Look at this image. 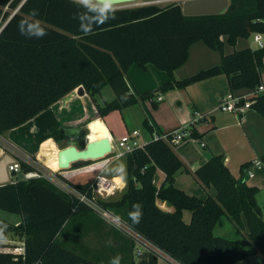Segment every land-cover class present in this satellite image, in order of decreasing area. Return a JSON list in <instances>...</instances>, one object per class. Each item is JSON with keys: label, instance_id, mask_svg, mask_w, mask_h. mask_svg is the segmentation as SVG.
I'll list each match as a JSON object with an SVG mask.
<instances>
[{"label": "trees", "instance_id": "16d2710c", "mask_svg": "<svg viewBox=\"0 0 264 264\" xmlns=\"http://www.w3.org/2000/svg\"><path fill=\"white\" fill-rule=\"evenodd\" d=\"M22 2L0 0V19L10 18L17 10L0 32V136L48 110L79 87L91 97L103 118L146 101L157 108L158 94L219 75L226 76L230 92L254 90L262 82L264 47L226 53L224 38L235 45L239 38L264 33V0H229L226 12L207 16H186L177 3L115 9L114 18L102 24L96 22L103 19L104 8L96 7L98 14L90 15L76 0ZM33 11L37 13L34 17L30 15ZM22 20L39 22L47 34L41 38L22 35L18 29ZM198 41L218 51L221 63L176 79L175 71L187 62L191 46ZM133 65L142 69L152 65L166 72L170 80L155 91L134 94L126 79ZM106 87L115 97L102 106L97 96ZM250 101V110L264 117V94ZM144 127L153 134L147 120ZM191 130L192 137L198 139L197 131L193 127ZM125 156L126 185L118 200L95 197L91 183L75 184L64 177L62 180L179 264H237L251 256L264 264V218L257 203L260 189L243 178L235 179L223 156H213L193 172L203 187L215 188V196L206 198L189 195L175 185L178 172L191 171L164 140L152 138ZM250 165L241 166L242 177ZM21 166L27 168L25 162ZM159 171L165 174L160 185ZM158 202L166 203L172 211L162 210ZM137 203L142 205L143 218L134 224L128 214ZM0 210L21 215L18 224L0 219V235L24 240L26 252L23 259L19 254L0 251V264H97L88 253L68 248V243L59 240L75 215L86 219L82 230L108 229L106 239L114 237L119 244L117 239H123L128 244L121 250L123 259L128 257L130 264H158V253L142 242L145 249L138 254L140 260L136 263L130 255L140 247L134 235L110 225L93 207L45 178L1 185ZM187 210L191 212L189 222L183 220ZM225 219L237 225L238 232L246 229L242 243L215 235V229L223 226ZM86 233H80L79 238Z\"/></svg>", "mask_w": 264, "mask_h": 264}, {"label": "crops", "instance_id": "0c3cea01", "mask_svg": "<svg viewBox=\"0 0 264 264\" xmlns=\"http://www.w3.org/2000/svg\"><path fill=\"white\" fill-rule=\"evenodd\" d=\"M261 37L264 40V33H261ZM239 40L240 39L237 40L235 46L239 45ZM224 41V50L226 53H232L238 49H231L226 38H224ZM250 48L258 47L256 46ZM220 63V53L216 50L208 48L202 41H198L191 46L187 62L175 71L174 76L176 79L182 80L196 74L201 70L210 68ZM165 73L166 72L157 70L152 65H148L146 69H142L137 65H133L129 69L126 79L134 94H143L146 92L155 91L161 85L169 82V75H166L167 73ZM262 83L264 84V72L262 73ZM249 91L250 90L248 89H241L232 93L241 95L246 94ZM229 93L230 89L226 76L219 75L201 82H197L195 84H191L184 89L169 90L164 95L158 94L157 96H161L162 100L160 101V104L157 108H153L150 101H146L141 106L143 115H148L146 120L152 127L153 134L171 131L178 127L190 126L193 127L200 135L197 141L195 140L189 142L179 151L180 153H177L180 159L184 162L185 166L191 171L190 173H187L186 171L182 170L175 175V185L184 191L186 188L182 185L186 180L185 176H188L189 174L193 175V172L200 165L207 162L213 156H217V154H215V152H213L210 148L209 143L212 144V141L206 143L204 141L205 136H208L211 133H216L219 130H226L236 126L241 127L242 125L247 124L248 118H250V122L252 121V124L258 123L259 125H264V120L250 111L245 112L242 116L219 111L218 108L221 98ZM49 111L51 115H48ZM249 112L252 115H250ZM116 114H118V111H113L103 118L100 117L91 97L86 92L84 95H79L76 89L55 103L48 110L39 113L37 116L22 126L14 128L6 132L3 136H0L3 139L5 138V144L0 146V160L6 156V153L11 154V156L14 158V161H8V170L10 165L19 163V161H25L26 158H30V156H33L36 160H39L40 164L42 162L44 167H48L49 165L45 162V156L47 155L48 151H53L54 154L50 158L49 164L51 168L57 170L59 168L56 167V165L58 166L57 153L59 150L63 149L61 147L70 144V142L68 141L66 135H63L61 138H53L50 134H47L45 127H47L48 123L54 124V121H56L57 125L60 124L63 129L68 127H78L84 130V128H87L89 132L86 137V144L90 141H95L104 137H110L113 150L116 151L118 150L117 142L123 135L131 133L134 130L140 131L138 128L129 130L127 125V121L129 122V120H126L123 116L120 117ZM200 117L201 119L193 125L194 119ZM134 119L135 116L130 114V120ZM234 119L236 120L235 123L233 122ZM246 131L247 129H244L245 134ZM150 135L152 134L150 133ZM202 141L205 144L204 148H201L199 144ZM144 143H146V140ZM261 145L264 146V143ZM109 159L110 160H108V162L106 161L105 165L100 164L94 165V167H85L84 171L87 173H95L99 171V174H102L103 170L113 163L112 155ZM227 159L228 155H225L223 158L224 163ZM60 174H63L66 179L73 182L72 178L74 176L72 175L71 171H63ZM116 177H120L122 179V184H120L121 190L118 191L122 192L126 185L122 178V174H111L107 178L114 179ZM241 178H243L248 184L252 185L251 180L256 178V174L253 172V176L250 177L244 173L243 177ZM164 180L165 174L159 171L157 180L158 184L160 185ZM9 183H14V181L7 182L5 184ZM5 184L0 182V186ZM201 187L205 188L203 186ZM205 189L206 191L204 194L211 196L212 189ZM107 231L108 229L105 231H99L97 235L101 239H106L105 233ZM108 240L110 241L112 247L116 248L115 250L117 252V254L114 255V257H110V259L123 256L124 254L121 250L126 246L125 243L119 244L116 240ZM117 240L123 241V239L120 240L119 238ZM102 242L105 243L106 241L103 240ZM121 258H124V256Z\"/></svg>", "mask_w": 264, "mask_h": 264}, {"label": "rangeland", "instance_id": "374dc122", "mask_svg": "<svg viewBox=\"0 0 264 264\" xmlns=\"http://www.w3.org/2000/svg\"><path fill=\"white\" fill-rule=\"evenodd\" d=\"M79 1V0H76ZM177 3V0H138L135 3H130V4H124V5H118L114 6L115 9H122V8H134L138 6H144V5H158L160 7H165L171 4ZM94 7L98 8H105V6H102L100 4H96ZM255 34H252L249 38H239V45H230V48H238L236 50L240 49H245L248 47H256L255 44ZM166 74V73H165ZM168 75V74H166ZM115 95L114 92L110 87H106L101 95L97 96V101L99 104L102 106L114 99ZM142 104H137L131 107L122 109L121 111H118V114L120 117H124L127 121V125L129 130L138 128L140 129V143L144 144V141L146 142L150 141L152 139V135L146 130L144 127V121L146 118H148V115H143V112L141 110ZM251 113H254L258 115L260 118L264 120V117L259 115L256 111L249 110ZM249 112L250 115H252ZM129 114V115H128ZM130 114L135 116L134 120H130ZM253 114V115H254ZM48 115H51L50 111ZM108 115V114H107ZM137 118V121H136ZM96 119V118H95ZM113 119V118H112ZM94 120V119H93ZM51 122V121H49ZM91 122V121H90ZM233 122L235 123L236 120L234 119ZM232 123V122H231ZM247 129L246 134L244 132V129ZM47 134H50L53 138H61L63 135H66L68 138V141L70 144L64 145L65 148L68 146H76L78 149H83L86 146L87 142V134L89 130L87 128H84L82 130L81 128L78 127H73V128H62L59 125H57L56 121H54V124H49L47 127H45ZM5 139V138H4ZM4 139L0 137V146H3ZM204 141L206 143H209V141H212V144H210V148L212 149L217 156H223L228 155V159L225 162V165L227 168L230 170L231 174L235 179H240L242 177L241 174V166L245 163H251L255 161H261L262 165L261 167H252L253 172L256 174V178L251 180L252 185L257 186L260 189L259 194L257 195V203L261 208L262 211V216L264 218V146L261 144L264 143V125H259L258 123H253L252 121L250 122V118H248L247 124L242 125L241 127H231L226 130H219L216 133H211L208 136H205ZM203 142V141H202ZM63 146V147H64ZM62 148V147H61ZM177 153H180L179 151ZM54 152L53 151H48L47 155L45 156V162L49 165L48 167L43 165V163L39 162V160H36L33 156H30V159L32 163L35 165V167L39 169H43L46 171L55 172L57 170H54L53 168L50 167V158L53 156ZM111 156L108 155L103 159L100 160H94V161H89V162H79L75 164L71 169L65 170V171H71L72 175L74 176L72 178V181L77 184H83V183H93L96 179V176L99 175V171L95 173H87L84 171L85 167H94V165H105L106 161L110 160ZM13 162L14 158L11 156V154L6 153V156L1 158L0 160V182H3V184L11 181H19L24 179V169H21L17 173H11L8 170V164L9 162ZM24 161H19V164ZM123 165L124 167V172L121 173L117 171V169ZM47 167V168H46ZM56 167H58L56 165ZM256 169V170H255ZM101 171V170H100ZM122 174V178L124 180V176L126 173V156L113 161L108 167H106L103 170V176H109L111 174ZM185 173V172H182ZM14 174V175H12ZM71 175V174H70ZM63 177L65 176L63 174H57L58 180H60L63 184L64 181L62 180ZM186 180L184 181L183 185L186 188V192L189 194H192L194 196L200 197V198H206L207 194H204L206 191L205 188H202L201 184L198 182V180L195 178L194 175H188L185 176ZM118 184H122V179L120 177H116L113 179ZM5 182V183H4ZM2 184V183H1ZM158 184V181H157ZM159 185V184H158ZM203 189V190H202ZM212 189V197L215 196L216 190L215 188ZM96 193V192H95ZM122 192L116 191L115 194L112 196L108 197L107 200L112 201V200H118L122 196ZM95 197L99 199H104L102 196L98 193L95 194ZM94 212L99 215L100 217H103L100 215V213L94 209ZM0 218L13 224H18L22 221V217L19 214H14V213H9L3 210H0ZM104 218V217H103ZM122 219L125 221V216L122 217ZM191 219V212L190 211H184L183 213V220L185 222H189ZM70 223H68L64 227V231L62 235L59 237V240L64 241L65 243H68L69 245L68 248H72L78 252L81 253H88L90 257H93V260L97 264H105L108 261L109 257H114L113 255V248L112 245L110 244V241L108 239H101L97 234L98 231L96 227L93 229V231L89 230H82L84 227V224L86 222V219L81 217L80 215H75L70 219ZM107 221V220H106ZM110 225L111 223L108 222ZM80 226V227H79ZM109 225L107 224V227ZM238 226L235 225L233 222L229 221L228 219H225L224 225L219 226L215 229V235L216 236H222V237H228L231 239H235L240 241L241 243L243 242L244 235L246 234V229L240 228V232L237 230ZM77 232L74 233V231ZM85 231L87 232L84 234V236L79 238L80 233H85L82 232ZM0 239H3L5 241H12L16 242L19 241L17 238L10 236L9 234L7 235H0ZM106 241L103 243L102 241ZM110 240H116V238L111 237ZM21 241V240H20ZM120 243H124L123 241H119ZM128 246V244L126 243ZM0 246L6 247L5 245L1 244ZM141 247H135L134 253H130L131 258L138 263L140 260V257L138 256V250ZM1 250L7 249V248H0ZM138 249V250H137ZM120 259V264H130V260L128 257L126 259H123L121 257L123 256H118ZM110 264V261L108 263ZM158 264H170L165 257H163V254H160L158 257ZM237 264H260V260L256 256H251L250 258L243 260L241 262H238Z\"/></svg>", "mask_w": 264, "mask_h": 264}, {"label": "built area", "instance_id": "2783aa9c", "mask_svg": "<svg viewBox=\"0 0 264 264\" xmlns=\"http://www.w3.org/2000/svg\"><path fill=\"white\" fill-rule=\"evenodd\" d=\"M24 1L25 0H23V2ZM177 1L179 2V1H186V0H177ZM9 19L10 18H8L6 20H3L2 18L0 19V30L7 24ZM254 34L256 35V37H255L256 46L258 48L264 47V40L261 37V33H254ZM263 72H264V70H262V73ZM258 94H264V84L262 82L254 90H250L246 94L237 95V94L230 92L229 94H227L226 96L221 98L218 109H219V111H221L223 113H230V114H236V115L242 116L245 112H248L251 108L250 99L252 97H254L255 95H258ZM157 100L161 101L162 100L161 96H159L157 98ZM200 119H201V117L195 118L193 125L196 124V122H198ZM140 136H141V133L138 130H134L131 133H127V134L123 135L117 142L118 150H116V151L112 150V152L109 154L110 156L112 155V161H116V160L124 157L125 154L130 153L135 149L142 148L145 143L144 144L140 143V140H139ZM152 138L164 140L176 152L180 151L189 142H192L195 140L197 141V139L192 137V130H191L190 126L178 127L176 129L169 131L168 133H165V132L154 133V134H152ZM199 144H200L201 148L205 147V144L203 142H200ZM24 162L27 165L26 169L22 168L21 164L14 163L13 165H10V167H9L10 172L11 173H17L21 169H24L25 179L42 177V178L49 180L50 182H52L54 185H56L59 189H61L65 193L70 194V195H75L80 199V201L90 205L91 207H94V209H96L100 213V215H102L104 217V219H106L112 225H114L117 228L125 231L126 233L128 232L129 234L134 235L124 225L117 222L109 214L104 213L102 210L97 208V206H95V204L86 195L80 194L75 189L68 186L66 183L63 184L60 180H58L57 174H60L63 171L58 169L55 172H51L48 170L45 171L43 169H39V168L35 167V165L32 163L30 158H26V160ZM261 165H262L261 161L252 162L251 165L249 167H247L245 173L248 176L252 177L253 176V172H252L253 170H252L251 166L261 167ZM26 170H29V171H26ZM120 186L121 185L116 183L115 181H113V179L107 178V177L103 176L102 174L97 175L95 181L91 184V188H92L94 195L96 193H98L104 199L112 196L113 194L116 193V191L121 190ZM158 206L166 212L172 211V208L167 206L166 203H164V202H158ZM1 224H2V221L0 220V225ZM134 237L137 238V241L141 247L138 250V254H140V252H142L143 249H145L141 245V242H142V243H145L148 247L155 250L158 253V255L163 254V257H165V259L170 264H179L176 261L167 257L161 251H159V250L155 249L154 247H152L151 245L147 244L140 237L135 236V235H134ZM1 244L5 245L6 247L0 246V248H7V249H4V250L0 249V251H10V252H13L15 254L21 255L23 257V259H25L26 252H25L24 240L12 242V241H5L3 239H0V245Z\"/></svg>", "mask_w": 264, "mask_h": 264}, {"label": "water", "instance_id": "95a60500", "mask_svg": "<svg viewBox=\"0 0 264 264\" xmlns=\"http://www.w3.org/2000/svg\"><path fill=\"white\" fill-rule=\"evenodd\" d=\"M137 1L138 0H113V5L118 6L135 3ZM97 3L106 7V5L104 4V0H97ZM178 5L181 6L182 12L186 16L218 15L226 12L229 6V0H186L179 1ZM12 16L10 17V19L12 18ZM2 29L0 30V32L2 31ZM77 93L79 95H84V88L79 87L77 89ZM112 150L113 146L110 137H104L102 139L90 141L83 149H78L76 146H68L58 151L57 164L59 170H69L79 162H89L103 159L108 156L112 152Z\"/></svg>", "mask_w": 264, "mask_h": 264}, {"label": "clouds", "instance_id": "9594fccd", "mask_svg": "<svg viewBox=\"0 0 264 264\" xmlns=\"http://www.w3.org/2000/svg\"><path fill=\"white\" fill-rule=\"evenodd\" d=\"M79 2L84 6V8L90 15L98 14L97 8L94 7L97 4V0H79ZM104 4L106 5V7L104 8L103 19L98 20L96 24H102L106 22L109 18H114L115 8L113 5V0H104ZM30 15L34 17L37 15V13L33 11L32 13H30ZM18 29L22 35H26L29 37L41 38L47 34L45 29L41 26L39 22H29L27 20H22L18 25ZM117 171L123 173V165H121L117 169ZM128 215L134 224H138L143 218L142 205L138 203L134 204L133 211L129 212ZM117 219H119V217H117ZM110 264H120L119 257L112 258L110 260Z\"/></svg>", "mask_w": 264, "mask_h": 264}, {"label": "bare ground", "instance_id": "6f19581e", "mask_svg": "<svg viewBox=\"0 0 264 264\" xmlns=\"http://www.w3.org/2000/svg\"><path fill=\"white\" fill-rule=\"evenodd\" d=\"M58 169H59V168H58ZM58 169H57V170H58Z\"/></svg>", "mask_w": 264, "mask_h": 264}]
</instances>
